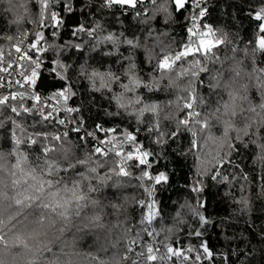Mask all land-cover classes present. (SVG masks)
<instances>
[{
	"label": "trees",
	"instance_id": "trees-1",
	"mask_svg": "<svg viewBox=\"0 0 264 264\" xmlns=\"http://www.w3.org/2000/svg\"><path fill=\"white\" fill-rule=\"evenodd\" d=\"M161 2L156 0L155 5H145L150 19L142 23L143 16L135 17L131 11L123 14L116 11L113 14L107 9H100L102 0H72L71 12L65 11V0H56L51 11L58 13V19L63 20V27L53 29L48 26L47 15L44 18L42 0H0L1 57L10 58L19 38L42 32L46 41L42 43L48 46V51L39 54L44 58V63L35 90L43 98H48L54 92L70 86L75 95L67 101V106L79 109L71 114L60 111L59 118L65 119V124L60 125L56 120L50 124L36 123L39 117L34 114L16 117L6 107L0 108V154L6 157L5 163L12 170L10 182L0 184L3 199L20 205L31 195L29 189L33 181L39 180L41 185L45 180L48 184L56 181L68 185L75 181L81 192L75 197L77 207H72L71 200L57 202V207L62 210L67 221L69 236L79 234L91 213L103 210L107 221L122 224L126 230L123 242L113 249L122 256V264H179L175 257L171 260L148 261L146 256L137 255L145 251L146 243L153 240L140 224L142 213L146 210L139 206V202L148 199L140 180L143 166L137 167V161L129 160L124 164L127 175H123L120 174L121 157L111 150L104 154L94 151L99 139L104 140L111 135L98 131L97 125L115 127L121 135L127 129L137 134L138 141L146 149L155 153L150 158L155 161L152 172L163 171L169 175L167 185L157 186L154 197L159 215L152 227L160 233L155 237L156 243L160 245L159 255L165 252V242L182 250L189 241L198 243V239L187 235L188 224L194 223L191 217L184 215L181 220L187 223H183L177 221L176 214L179 205L185 202L194 205L199 198L205 203L203 214L211 221L205 226L204 239L214 253L212 261L202 260L201 264H264V125L250 123L245 111L249 105L264 103V45L258 39L264 33L258 32V22L250 18V14L264 6V0H204L203 6L208 11L198 21L200 29L206 31L204 26L210 25L215 32L213 38H219L222 43L213 48L208 56L198 57L205 71L197 75H192L188 63L183 62H178L173 70L161 74L156 68L160 47L154 49L155 58L147 62L142 47L145 34L150 29L153 30V37L159 36L163 42L161 46H169L168 51L180 50L181 45L189 39L187 28L192 26L188 18L190 12H178L169 0L170 16L167 19L160 12L152 16V10L159 8ZM97 22L104 29L97 30V37L108 33L117 34L114 37L115 45L112 41L94 45L93 38L83 32L78 36L73 35L79 27L94 29ZM120 33L128 38L138 37L137 48L130 49L124 39L118 36ZM75 43H83L84 49L81 51L68 47ZM152 43V39L147 41L150 48ZM49 45L53 47L49 48ZM116 45L119 46L117 55H105L115 51ZM60 49L65 50L61 52ZM55 55L71 65L64 81L44 71L54 66L50 61ZM129 56L134 57L137 74L142 82L152 87L151 92L140 87L136 93L126 94L130 99L136 95L142 98V103L131 105L129 112L131 108L138 111L145 103L156 105V111L146 112L140 124L135 113L129 115V112L117 108L111 93L106 90L95 91L87 74L81 75L80 66L85 65L89 72L92 69L101 73L110 70L119 75L121 81L127 82L123 73ZM188 61L191 63L192 58L189 57ZM181 64L188 68L184 74L180 72ZM237 77L240 81L238 87ZM0 78L5 83L8 79L1 68ZM17 90L18 86L0 87V94ZM113 91L121 90L113 84ZM241 91L244 95H241ZM193 95L195 102L191 109H186L184 105L191 102L190 97ZM49 102L56 104L55 100ZM33 103L27 100L25 106L31 107ZM213 116L217 118H211ZM184 120H188V123H181ZM12 121L27 125L29 137L31 132L37 131V144L24 146L22 140L20 145L13 148V142L9 139ZM153 121H158L164 139H169L174 133H178L177 138L165 145L153 143V137L146 130ZM34 123L35 127H32ZM77 128L80 130L77 131ZM12 130H15L14 127ZM42 132L49 139L40 141ZM64 132L68 135L61 136L60 141L50 139ZM87 132H95L96 139L87 136ZM205 140L210 141L213 147L219 145V157L232 162L225 164L222 170L230 180L233 176L236 179L231 184H224L205 177L204 191L197 197L189 185L204 159ZM57 142H63L72 149L71 167L65 163L63 168H54L55 162L49 159V151H44ZM49 163L53 165L51 175L48 174ZM244 176L246 180L242 178ZM240 186H243V192ZM81 196L83 199H79ZM89 198L97 201L98 205H89L81 212L80 206ZM38 204L39 201L23 214L17 215L9 227H21L25 216H29V219L39 216L44 209ZM2 239L5 238L0 236ZM8 240L19 251L17 246L26 242V236L23 231L13 228ZM132 240L137 243L130 247L129 242Z\"/></svg>",
	"mask_w": 264,
	"mask_h": 264
},
{
	"label": "snow or ice",
	"instance_id": "snow-or-ice-1",
	"mask_svg": "<svg viewBox=\"0 0 264 264\" xmlns=\"http://www.w3.org/2000/svg\"><path fill=\"white\" fill-rule=\"evenodd\" d=\"M55 3L56 0H42L44 18L45 15H47L48 26L53 29L63 27V20L58 19V13L51 11V6ZM170 3L176 8L178 12H190V16L188 18L190 19L192 26L187 28L189 39L187 42L181 45L180 50L168 51L169 46H161L163 42L160 40L159 36L153 37V30L150 29L149 32L145 34V44L143 45L142 49L145 52L147 62L150 63V61L155 58L154 49L160 47V59L156 65V68L161 74H165L168 71L173 70L174 66H176L178 62H183L188 63V68L192 70V75H197L200 72L205 71V69L200 65L198 57L208 56L210 51L222 43V41L219 38H213L215 36V32L210 25L204 26L206 31H202L200 29L198 21L201 17H205L208 11L207 8L203 6L204 0H170ZM146 4L155 5L156 0H102V3L99 5V7L100 9H107L111 11L113 14H115L116 11L121 12V14L131 11L134 13L135 17L143 16L144 19L141 22L147 23L150 17L148 15V10H145ZM65 11H73L72 0H65ZM157 12L163 13L167 19L170 16L169 0H162L159 8L152 10V16H155ZM250 18L258 22V32L264 33V6H260L259 10H256L254 13L250 14ZM97 30H104L103 26L98 22L94 29H85L84 27H79L73 32V35L78 36L83 32L86 36L93 38L94 45L109 41H112L115 45L114 37L117 36V34L108 33L107 35L97 37ZM118 36L124 39L125 44L130 49H135L139 45L138 37L128 38L125 37L123 33L118 34ZM33 38L35 43H32L30 46L27 45L25 48H23V51L21 49V55L18 57L19 62L13 63L16 66L13 69V72L19 77V79H14L5 83L3 79L0 78V87L12 88L13 86H18V90L15 92L0 94V108L6 107L16 117L22 114H34L39 117V120L36 123L43 124V122H48L50 124L53 120H56L60 125H64L65 119L59 118L60 111H64L68 114L79 111L77 108L67 106V101L72 96H74L75 93L71 91L70 86H65L62 90L54 92L52 96L48 98H43L40 94H38L35 89L38 83V78L41 76V66L44 63V58L42 56H38L34 59L33 55L29 54V48L33 53L48 51V49L44 47V43H46V41H44L42 32L35 33ZM149 39L153 40L151 48L147 45V41ZM258 39L260 43L264 45V35H260ZM52 47V45H49V48ZM68 47L81 51L84 49L83 43L69 44ZM64 50L65 49H60L59 51L62 52ZM118 52L119 46L116 45L115 51L107 52L105 55H117ZM189 57L192 58L191 63L188 61ZM25 58H27V63H25ZM126 59L128 60V63L123 75L127 82L121 81V77L119 75L113 74L110 70L105 73H101L96 69H92L89 72L86 70L85 65H81L80 68L81 75L85 73L87 74V78L91 82L95 91L100 92L106 90L108 93H111V99L116 103L117 108L129 112L131 105L142 103V98L140 95H136L134 98L130 99L126 94H134L140 87H144L147 91L151 92L152 87L144 84L140 79L139 75L137 74V65L134 57L129 56ZM50 63L54 66L45 68L44 71L50 72L54 78H58L61 81L66 80V73L71 65L64 63L59 58V55H55ZM0 64L3 63L0 62ZM13 64H11V66ZM188 68H184L183 64H181V74L186 73ZM97 82L99 86H97ZM113 84H116L121 91L114 92ZM27 100L34 101L31 107L25 106V102ZM50 100H55L56 104L53 105L49 102ZM11 101H16L18 103H11ZM190 101L191 102L185 103L184 107L186 109L192 108L193 103L195 102L194 95L190 97ZM45 108L48 109L47 112H45ZM155 111L156 105L145 103L138 111L135 108H131L129 115L135 113L137 123L140 124L146 112ZM181 123L187 124L188 120H184ZM13 127L15 129L14 131L12 130ZM32 127H35V123ZM96 127L98 131L111 135H108L104 140L98 141V146L94 148V151L98 154H104L106 151L111 150L114 152V154L121 157L122 160L120 174L127 175L124 164L129 160L137 161V167L143 166L140 180L142 181V187L147 194L148 199L147 201L145 199H141L139 202V206L146 210L142 213L140 224L144 226V232L147 234V236L152 237L153 240L146 243L144 245L145 251H141L137 255L146 256L148 261H156L157 259L161 261L171 260L173 257H175L179 261V264H201L202 260L212 261L214 259V253L209 249L208 243L204 239L206 234L205 226L209 225L211 221L203 214L205 203L199 198H197L194 205L187 202L179 205V211L176 214L177 221H181L183 223H187V221L181 220L184 215H189L191 217V220L194 223L188 224L189 231L187 235L190 238L198 239V243L193 244L191 241H189L183 250H181L178 247L174 248L171 243L165 242L163 243L165 252L161 253L159 256L157 255L160 245L156 243L155 237H158L160 233L157 232L155 228L152 227V225L159 215V212L157 210V202L154 197L157 186L163 187L167 185L169 181V175L163 171H157L155 173L152 172L155 161L151 160L150 158L154 157L155 153L146 149L143 143L138 141L137 134L125 129L121 135L117 133V129L115 127L104 128L100 125H97ZM27 128L28 126L23 122H21V124H16L15 121L10 122L9 139L11 142H13V148H15L17 145H20L22 140L24 141V146L37 144V131L31 132V137H29V132L26 130ZM76 130L79 131L80 129L77 128ZM146 130L149 135L153 137V143L157 145L168 144L169 140L174 141L178 135V133H174L169 139H164V133L159 129L158 121H153L148 125ZM136 132H139V128H137ZM67 135L68 133L64 132L62 135L51 136L50 139L54 141H60L61 136L67 137ZM86 135L91 137L93 140L96 139L95 132H87ZM39 139L40 141H43L45 139H49V137L46 133L42 132V134L39 136ZM126 148H129L130 150H125ZM50 150H52L51 147H46L44 149L45 152ZM231 163L232 162L228 158L222 159L219 157V155L213 160H201L197 167L195 178L189 185L190 190L193 193H196L197 197H199V194L204 191L205 177H208L217 183L231 184L233 180L236 179V177L233 176L232 180H230L229 176L225 174V171L222 170L225 164ZM232 166L236 167L234 164H232ZM52 168L53 165L49 163V175L52 174ZM242 178L244 180L247 179L246 176ZM243 190V186H240V191L243 192ZM79 199H83V197L81 196ZM237 203L240 204L241 201H238ZM129 243L130 247H132L137 243V241L132 240ZM190 256L192 257L191 260ZM222 259H226V257H222Z\"/></svg>",
	"mask_w": 264,
	"mask_h": 264
},
{
	"label": "clouds",
	"instance_id": "clouds-1",
	"mask_svg": "<svg viewBox=\"0 0 264 264\" xmlns=\"http://www.w3.org/2000/svg\"><path fill=\"white\" fill-rule=\"evenodd\" d=\"M243 74L242 72L241 75ZM239 82L237 77V87ZM241 95H244L242 91ZM245 111L250 123L264 125V103L249 105L245 107ZM203 147L204 159L213 160L219 155V145L213 147L210 141L205 140ZM51 149L49 159L55 162L54 168H63L65 163L71 167L70 147L63 142H57ZM5 160L6 157L0 154V184L11 180L12 170ZM31 185V195L20 205L14 201H5L3 192L0 191V236L5 238L0 240V264H122V256L113 249L123 242L126 230L122 224L107 221L103 210L91 213L79 234L68 235V224L62 210L57 207V202L71 200L72 207H77L75 197L81 192L75 181L68 185L56 181L48 184L45 180L41 185L37 180L31 182ZM37 201L38 207L44 209L39 216L31 219L25 216L21 227H9L17 215L26 212ZM89 205L96 207L98 202L89 198L82 203L80 211L83 212ZM13 228L23 231L26 236V242L17 246L19 251L8 240L13 234Z\"/></svg>",
	"mask_w": 264,
	"mask_h": 264
},
{
	"label": "built area",
	"instance_id": "built-area-1",
	"mask_svg": "<svg viewBox=\"0 0 264 264\" xmlns=\"http://www.w3.org/2000/svg\"><path fill=\"white\" fill-rule=\"evenodd\" d=\"M32 43H35V40L33 39L32 34L30 33L27 36H25L22 40L17 42V45L19 44V47L17 46L18 51L15 50L12 53V55L10 56V58H8V59L2 58L1 52H0V62L3 63V64H0V67H2L6 71L8 76H12L13 78L19 79V77L16 76L13 72V69L16 67L13 63L19 62L18 57L21 55L20 50L22 49V51H23V48H25L27 45L30 46ZM30 53H33V52L29 48V54ZM39 53H42V52H39ZM25 59H27V58H25ZM11 64H13V65L11 66ZM8 66H11V67H8ZM102 133H104V132H102ZM100 140H102V139H99L98 141H100ZM154 247H155V245H154ZM157 255L159 256V252L157 253Z\"/></svg>",
	"mask_w": 264,
	"mask_h": 264
},
{
	"label": "bare ground",
	"instance_id": "bare-ground-1",
	"mask_svg": "<svg viewBox=\"0 0 264 264\" xmlns=\"http://www.w3.org/2000/svg\"><path fill=\"white\" fill-rule=\"evenodd\" d=\"M32 37H33V34H32ZM24 37H22V38H19L17 41H16V47H15V50H17V46L19 47V44L17 45V42L18 41H20V40H22ZM34 39V38H33ZM44 47L46 48V49H48V46L47 45H44ZM18 51V50H17ZM42 53H39V52H35V53H30V55H33V58L35 59L36 57H38L39 56V54H44V53H46L47 51H41ZM27 62V59H25V63ZM1 69H3L2 67H0ZM4 70V69H3ZM5 71V70H4ZM6 72V71H5ZM7 74V73H6ZM7 77H8V79H7V81H6V83L7 82H10L11 80H14V79H17V78H13L12 76H8V74H7ZM54 105V104H53Z\"/></svg>",
	"mask_w": 264,
	"mask_h": 264
},
{
	"label": "water",
	"instance_id": "water-1",
	"mask_svg": "<svg viewBox=\"0 0 264 264\" xmlns=\"http://www.w3.org/2000/svg\"><path fill=\"white\" fill-rule=\"evenodd\" d=\"M182 250V249H181Z\"/></svg>",
	"mask_w": 264,
	"mask_h": 264
}]
</instances>
